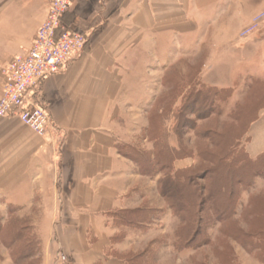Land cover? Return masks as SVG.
I'll return each instance as SVG.
<instances>
[{
	"label": "crops",
	"instance_id": "0c3cea01",
	"mask_svg": "<svg viewBox=\"0 0 264 264\" xmlns=\"http://www.w3.org/2000/svg\"><path fill=\"white\" fill-rule=\"evenodd\" d=\"M218 2L72 3L64 22L87 34L88 41L84 52L64 71L47 77L37 94L52 118L50 132L44 137L17 118H0L1 209L35 211L34 220L52 221L50 229L38 232L41 240L47 238V248L54 247L50 264H128L109 250H114L112 237L123 231L113 223L115 214L139 207V187L148 178L122 150L132 110L140 108L155 76L173 58L188 52L198 57L203 51L208 34L203 29L220 22L208 15ZM49 6L48 0H0V98L6 83L1 68L29 50ZM261 14L264 8H258ZM243 43L237 55L234 42L230 49L227 45L221 63L223 44L213 42L216 48L200 77H209L220 89L234 88L238 78L242 85L256 79L264 83V16ZM249 125L243 147L257 158L264 155V110ZM125 228L127 239L131 231ZM232 249V264H264V251L240 244Z\"/></svg>",
	"mask_w": 264,
	"mask_h": 264
},
{
	"label": "rangeland",
	"instance_id": "374dc122",
	"mask_svg": "<svg viewBox=\"0 0 264 264\" xmlns=\"http://www.w3.org/2000/svg\"><path fill=\"white\" fill-rule=\"evenodd\" d=\"M218 1V8L212 9L208 15L218 17L220 22L217 27L203 29L208 32L203 51L198 57L188 52L181 59L173 58L174 61L163 69L164 73L155 76L147 99L139 109L132 110L133 123L128 125L129 136L122 145L125 154L139 150L151 155L157 145L160 147L167 141L169 135L170 143L182 146L185 154L175 164L192 166L193 182L195 186L202 185L203 189L215 179L217 182L226 181V169L223 166L217 168L214 155L232 148V145L235 155L240 152L243 141L238 138L247 134L251 128L249 122L264 110L263 82L256 79L251 85H242V78H238L234 88L216 89L212 88L209 77L207 81L200 77L216 48L213 42L218 40L223 44L219 48V62L222 63L226 60L227 45L230 49V43L234 42L238 48L235 54L241 52L243 39L259 29L264 16H258V8H264V0ZM2 63L4 61L0 65ZM206 92L211 95L204 99ZM146 154L140 156L142 161L147 159ZM241 158H245L242 152ZM136 170L138 172V168ZM159 176H147L139 187L141 190L137 199L142 200H139L136 210L140 215L134 222H129L132 226L122 224L117 217L113 220L114 225L123 231L111 239L114 250H109L110 255L135 264H232V245L240 244L249 250L234 236L235 232L264 229V174L261 173L255 177L249 189L242 190L241 204L235 215L229 220H216L205 229L211 235L208 243L196 248L178 249L175 244L180 219L173 213L168 198L160 191ZM220 199L218 204L222 210L229 209L226 197ZM1 208L0 219L3 220L0 223L4 229L0 235V264L52 263L54 255L50 254L54 253V247H46L47 238L43 237L41 244L35 237L31 238V234H38L39 230L50 229L52 221L34 220L35 211L19 214L17 209H10L8 215ZM125 227L131 231L127 239H124ZM18 229L23 231L22 240L28 238L31 242L29 247L28 242L18 244L12 240Z\"/></svg>",
	"mask_w": 264,
	"mask_h": 264
},
{
	"label": "trees",
	"instance_id": "16d2710c",
	"mask_svg": "<svg viewBox=\"0 0 264 264\" xmlns=\"http://www.w3.org/2000/svg\"><path fill=\"white\" fill-rule=\"evenodd\" d=\"M198 93L201 94V91ZM206 94L204 99L211 95L209 92H206ZM244 136L242 135L238 140L243 141ZM167 138L163 145L160 147L156 146V151L153 150L151 155L139 150L136 153L125 154L124 151L123 153L136 164L138 172L142 175L153 176L160 174L158 178L160 191L164 197L168 198L173 213L180 219V226L176 232L178 240L175 246L181 250L184 248H196L210 241L211 235L208 234V229L205 231L210 224L216 222V220H229L238 211L237 207L241 204L242 190L249 189L255 177L261 173L264 174V155L251 158L243 145L242 150L235 155L234 145H230L232 148L223 149L220 154L214 155L218 165L217 168L223 166L226 169V177L224 179L226 181L217 182L215 179L213 182L211 181L207 188L203 189L202 185H198V187L193 182V174L191 173L194 171H192V166L182 168L176 166L175 162L183 158L185 154H183L182 146L172 145L169 135ZM241 152L244 154V159L241 158ZM145 154L147 159L142 161L140 156ZM221 197H226L229 209L222 210L219 206L218 201L222 200L220 199ZM248 204L249 202L247 206ZM206 205L207 207L204 209ZM139 215L136 209L125 210L115 214L114 219L117 217L122 221V224L129 226L131 225L129 222H134ZM1 219L3 220V218ZM3 229V224L0 223V235ZM22 232V229L15 231L12 240L18 244H26L28 242L29 247L31 242L28 238L22 240ZM235 233L234 236L240 239L242 244L250 251H264V229L256 232H245L242 230ZM33 237L36 238V241H40L41 244L42 240L38 234H31V238ZM127 263L135 264L129 260H127ZM136 264H139V262Z\"/></svg>",
	"mask_w": 264,
	"mask_h": 264
},
{
	"label": "built area",
	"instance_id": "2783aa9c",
	"mask_svg": "<svg viewBox=\"0 0 264 264\" xmlns=\"http://www.w3.org/2000/svg\"><path fill=\"white\" fill-rule=\"evenodd\" d=\"M48 1L47 18L29 50L1 68L6 83L0 98V118H17L44 137L53 121L37 94L47 77L64 71L84 52L88 41L87 34L64 22L74 0Z\"/></svg>",
	"mask_w": 264,
	"mask_h": 264
}]
</instances>
